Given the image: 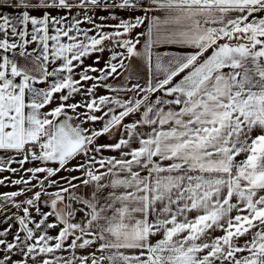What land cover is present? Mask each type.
<instances>
[{"label": "snow or ice", "instance_id": "snow-or-ice-1", "mask_svg": "<svg viewBox=\"0 0 264 264\" xmlns=\"http://www.w3.org/2000/svg\"><path fill=\"white\" fill-rule=\"evenodd\" d=\"M3 8L13 13L0 12V172L41 166L0 193V210L17 209L2 222L19 225L0 230V264H264V0H0ZM100 8L109 16L96 17ZM114 9L144 15L103 23L118 19ZM106 50L103 68L84 64ZM134 57L146 83L108 84ZM101 86L112 95L96 96ZM77 94L84 99L69 103ZM13 162L21 167H5ZM61 170L81 176L53 179ZM65 195L66 216L55 211ZM44 197L53 211H42Z\"/></svg>", "mask_w": 264, "mask_h": 264}, {"label": "crops", "instance_id": "crops-1", "mask_svg": "<svg viewBox=\"0 0 264 264\" xmlns=\"http://www.w3.org/2000/svg\"><path fill=\"white\" fill-rule=\"evenodd\" d=\"M144 3H145V5L150 4V0H144ZM111 11L118 17V19L113 20V19L109 18V19L103 21V23L108 24V25H114V24H117L119 22V18L128 19V18H135L136 16H143L144 15V11L140 10V9H137L135 11L114 9V10H111ZM0 12H8V13L12 14L13 13V9H11V8H3V9H0ZM100 12H101V10L97 9V14L95 16H97V17L109 16V14H110L109 11L104 10L103 8H102V12L101 13ZM31 14L40 16L43 13L42 12H32ZM52 14L53 15H57V12L53 11ZM60 14H63V13H60ZM159 14H160L159 12H155V11L151 12V13H149V19H150L151 15H159ZM97 22L99 23L101 21L97 20ZM148 22L149 21L146 20L145 23L143 25H141L139 28H137L136 31L132 35L135 36L136 33H138V32H145L146 33L147 32ZM108 30H111V29H108ZM108 46L110 47L111 45L109 44ZM137 47L138 48H142L143 47V42L140 45H138ZM117 50H119V49H117ZM156 51H159V52L167 51V52H173V53H187V52H190L191 49L183 47L181 45H161V46H158L156 48ZM9 55L11 56V53H9ZM110 55H111V53L109 51H107V50L104 51L103 53H97V56H100V62L97 64V68H103L104 65H105V62L109 59ZM126 64H127V69L122 72V75L118 79L109 78L107 83L111 84V85L114 84L113 85L114 87H129V88L131 87V85L133 83H137V82H139L141 85H144L146 83L147 79H148V69L145 66V62L134 57L130 61H126ZM89 74L93 75V76L98 75V73H89ZM129 75L131 76L130 80L126 79V77H128ZM75 78L79 79V76H77ZM41 86L43 87L44 85H41ZM87 86H91V85L88 83L86 85V87ZM98 88H101V89L98 90L99 93H103L104 92V87L101 86V87H98ZM66 91L67 90H64V92H66ZM106 92L111 93L108 90ZM59 95L60 94H57V98H59ZM120 95L121 96H126V97H131L134 94L131 93V92H128V93L121 92ZM75 96H76L75 102H78V101H81L82 99H84V97L79 95V94H77ZM154 98L155 97L153 96V99ZM56 102L59 103V101H57V100H56ZM52 106L55 107V103ZM81 111H82V109H81ZM97 114L99 115V113H97ZM138 118H139V114H137L136 116H132V117L126 118V120L124 122L125 123H130L134 119H138ZM85 126L87 127L88 125H85ZM101 126H102V124H101ZM101 126L97 127V124L95 125V127L97 129H99ZM140 131H147V129L146 128H141ZM118 137H119V132H117L115 134V136L111 137V139H110L109 136H102V137L99 138L98 143L115 142V140ZM103 154L105 156H114V155L118 156L117 152H112V151H107V150L104 151ZM0 155H5V154L0 152ZM17 159H20V157H17ZM77 161H78V159H77ZM28 164H31V163L26 162L23 166L28 165ZM77 164H78V162H77ZM72 166H74V165H71V167ZM5 167L6 168L7 167L20 168L21 166L18 163L13 162L10 165L6 164ZM101 171H103V169H101ZM6 173H7L6 170L3 171V172H0V179H4L5 177H7ZM142 174H146V173H142ZM70 176H81V173L80 172H73L72 175H71L70 172H67V171L63 170L62 172L57 174L55 177H53V179L58 180V179H60V177H70ZM73 183L79 184L80 181L79 180L73 181ZM64 186L66 187L67 185L65 184ZM91 191H92L91 187H88V188L81 187L80 189H77V193L81 194V195H84L85 197L89 196ZM108 191H109L108 189H105L104 195H106ZM49 203H51V198H49ZM48 208L51 211H53L50 206L47 207V211H48ZM53 218H55V217L54 216H49V222H53ZM1 219H2V215H0V220ZM216 234L219 235L221 233L217 232ZM50 235H53V234H50ZM94 247L95 246H93V248L78 250L77 254H87V252L93 251ZM59 254L67 256L68 252H62V253H59ZM15 258H19V257H15Z\"/></svg>", "mask_w": 264, "mask_h": 264}, {"label": "rangeland", "instance_id": "rangeland-1", "mask_svg": "<svg viewBox=\"0 0 264 264\" xmlns=\"http://www.w3.org/2000/svg\"><path fill=\"white\" fill-rule=\"evenodd\" d=\"M99 10H101L102 12V8H100ZM100 12V13H101ZM97 14V10L95 12V15ZM97 17V16H96ZM84 27H89V25L85 24L83 25ZM97 57V53H94L92 54L89 58L85 59L84 61V64L85 65H93L94 67H97V64H93V61L96 59ZM90 85H91V81L88 82ZM114 85V84H113ZM101 89V88H97V90L95 91L96 92V96H100V95H112V93H108L106 92L108 89L104 88V92L103 93H99L98 90ZM109 91V90H108ZM75 99H76V96H74L72 99H70L68 102L69 103H75ZM57 101H59V98L56 99ZM56 106V104H55ZM101 126L100 123H97V127ZM78 159V161H77ZM77 159H73L72 161H70V163L68 164V167H71V165H76L77 162L80 163V161L83 159V157H79ZM38 166H41V164L39 162H33L31 164H28V165H25L23 166V169H27V168H32V167H38ZM48 166H51V167H57L58 164L56 163H49ZM19 169V168H18ZM23 169L17 173H12L10 171H7L6 170V176L7 178H9L8 180L5 181V186H0V193H5V192H12V191H18L19 188L23 187V185H11L10 184V181L13 180V179H19L21 176H23L25 179H28L29 175L28 173H25L23 171ZM63 170H61L60 172H62ZM59 172V173H60ZM58 173V174H59ZM73 172H70V174L72 175ZM41 177H43L44 174H39ZM59 180V179H58ZM33 184L36 183L35 180L32 181ZM35 190H39L38 188L35 189ZM48 191L49 192H54L56 191L55 188H48ZM32 192H28L26 193L25 195H22V196H19L16 198V200L19 202V201H23L24 199L32 196ZM43 199H47L48 200V206H45V205H41L42 207V211L45 212V213H48V212H51V210L48 208V211H47V207L50 206V203H49V198L47 197H44ZM30 211L32 212V215L37 219V221L40 219V217L35 213L34 209H30ZM17 212V209L11 207V205H7L5 207L4 210H0V215H2V219L0 220V230H3L4 228H7L8 227V224H12V233H15V231L18 229L19 225L15 222V220H9L8 223H3L2 221L5 219L6 216H10L12 215L13 213H16ZM22 215V212L20 213ZM55 220V218H53V221ZM61 227V225H60ZM59 227L58 228H55V229H52L49 231L50 234H53V236L57 235L58 232H59ZM8 240H11L12 239V235L10 234L8 237H7ZM71 241L69 240V243Z\"/></svg>", "mask_w": 264, "mask_h": 264}, {"label": "flooded vegetation", "instance_id": "flooded-vegetation-1", "mask_svg": "<svg viewBox=\"0 0 264 264\" xmlns=\"http://www.w3.org/2000/svg\"><path fill=\"white\" fill-rule=\"evenodd\" d=\"M69 200L67 198V195H65V199L63 201H59L56 205V208L55 210L56 211H59L62 215H67V213L70 211V208H69ZM79 205L75 204V203H72L71 207L74 209L76 207H78ZM61 208L64 209L65 213L66 214H63L61 212ZM84 215L83 212H77L76 215H75V219L72 220V222H79L81 220V217ZM61 227H63V225L61 224Z\"/></svg>", "mask_w": 264, "mask_h": 264}, {"label": "trees", "instance_id": "trees-1", "mask_svg": "<svg viewBox=\"0 0 264 264\" xmlns=\"http://www.w3.org/2000/svg\"><path fill=\"white\" fill-rule=\"evenodd\" d=\"M15 59L17 60L18 63L23 64L24 60L20 58L19 56H16Z\"/></svg>", "mask_w": 264, "mask_h": 264}, {"label": "water", "instance_id": "water-1", "mask_svg": "<svg viewBox=\"0 0 264 264\" xmlns=\"http://www.w3.org/2000/svg\"><path fill=\"white\" fill-rule=\"evenodd\" d=\"M65 93H66V92H65ZM49 163H54V162H49ZM57 212H59V211H57ZM61 212H62L63 214H66L63 208H61ZM59 213H60V212H59Z\"/></svg>", "mask_w": 264, "mask_h": 264}]
</instances>
